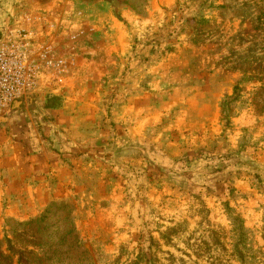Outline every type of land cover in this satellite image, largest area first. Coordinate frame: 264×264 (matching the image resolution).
Listing matches in <instances>:
<instances>
[{
  "label": "rangeland",
  "instance_id": "rangeland-1",
  "mask_svg": "<svg viewBox=\"0 0 264 264\" xmlns=\"http://www.w3.org/2000/svg\"><path fill=\"white\" fill-rule=\"evenodd\" d=\"M30 27L69 73L0 118V264H264V0H0Z\"/></svg>",
  "mask_w": 264,
  "mask_h": 264
},
{
  "label": "built area",
  "instance_id": "built-area-1",
  "mask_svg": "<svg viewBox=\"0 0 264 264\" xmlns=\"http://www.w3.org/2000/svg\"><path fill=\"white\" fill-rule=\"evenodd\" d=\"M30 21L47 25L40 17ZM42 35L37 27H30L0 36V118L27 104L40 91L65 84L68 64Z\"/></svg>",
  "mask_w": 264,
  "mask_h": 264
},
{
  "label": "trees",
  "instance_id": "trees-1",
  "mask_svg": "<svg viewBox=\"0 0 264 264\" xmlns=\"http://www.w3.org/2000/svg\"><path fill=\"white\" fill-rule=\"evenodd\" d=\"M49 98H54V97H49Z\"/></svg>",
  "mask_w": 264,
  "mask_h": 264
}]
</instances>
